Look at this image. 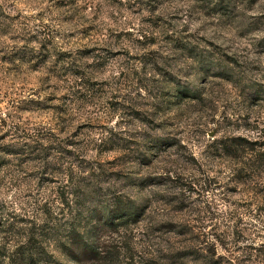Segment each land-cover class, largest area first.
Returning <instances> with one entry per match:
<instances>
[{
    "label": "clouds",
    "instance_id": "1",
    "mask_svg": "<svg viewBox=\"0 0 264 264\" xmlns=\"http://www.w3.org/2000/svg\"><path fill=\"white\" fill-rule=\"evenodd\" d=\"M0 264H264V0H0Z\"/></svg>",
    "mask_w": 264,
    "mask_h": 264
}]
</instances>
